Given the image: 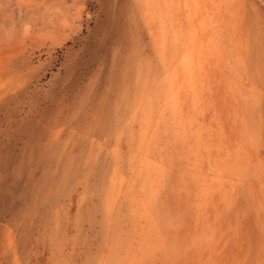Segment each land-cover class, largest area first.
<instances>
[{"label":"rangeland","instance_id":"374dc122","mask_svg":"<svg viewBox=\"0 0 264 264\" xmlns=\"http://www.w3.org/2000/svg\"><path fill=\"white\" fill-rule=\"evenodd\" d=\"M240 2L243 44L226 48L246 165L203 168L228 185L201 213L192 150L163 129L159 99L165 58L178 62L187 38L185 1L172 0L161 42L148 0H0V264H264V0ZM147 157L165 170L144 195L150 218Z\"/></svg>","mask_w":264,"mask_h":264},{"label":"bare ground","instance_id":"6f19581e","mask_svg":"<svg viewBox=\"0 0 264 264\" xmlns=\"http://www.w3.org/2000/svg\"><path fill=\"white\" fill-rule=\"evenodd\" d=\"M148 1V11L151 13L153 22L156 23L155 28L153 23L151 25L153 41H157L160 37L161 42H164L166 32L171 33L172 39V0H167L165 11L161 8V0ZM184 1L185 9H183L182 14L185 18L184 29L186 30L187 38L183 43L184 47L178 62L172 64V49L165 58L166 71L164 79L160 83L161 98L159 99L165 105L164 107L169 116L168 121H165L162 125L163 129H171L172 127V133H174V136L177 135L179 137L182 144H185L186 150H192L193 160L190 162V167L197 172L194 183L196 200L198 201L197 211L205 213L225 193L227 181L221 178L216 171L213 176H202L204 174L203 168L206 166L207 169V164L211 166L210 163L216 161L221 169L226 170L227 173V171L240 170L243 165H246L242 160L244 148L241 142L233 136L235 129L231 127L236 109L233 101L236 95V88L232 82L230 74L231 61L226 48L227 39H230L238 50L243 44L241 43L240 33L242 30V26H240L241 15L237 8L243 2L238 3L239 0ZM165 12L169 13L171 18L169 28L164 20ZM236 15H238V19ZM237 87H239L238 84ZM207 102L211 105L210 110L213 113L211 118L202 110ZM151 112L152 109L149 110V114ZM194 113H200L203 118L199 122L198 127L193 130ZM207 118L209 121H207ZM161 120L163 119L161 118ZM159 122L160 120L155 121L154 127H157ZM146 127L148 128V125ZM234 127L236 128V126ZM225 128H231L229 130L232 135L231 139L220 136L223 133L222 131L229 132ZM214 135H216L214 145L208 147L207 150L210 149V151L207 152L205 151V143L206 141L208 143L210 141L209 138ZM176 138L173 139L174 142H176ZM138 164V169L143 173L139 200L150 218L151 214L145 204L144 195L147 189L153 191L158 184H161L165 170L161 163L148 157L141 158ZM188 174L183 171L179 176L186 181L188 180ZM132 177L134 178V176ZM118 179L116 192L120 193L125 181L122 178ZM130 182L132 183L126 185L129 188H127L125 193L133 191L134 180ZM187 191L189 190L187 189ZM220 204L222 203L220 202Z\"/></svg>","mask_w":264,"mask_h":264}]
</instances>
